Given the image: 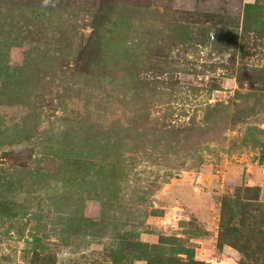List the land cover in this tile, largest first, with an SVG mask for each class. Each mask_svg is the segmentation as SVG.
Instances as JSON below:
<instances>
[{
	"label": "rangeland",
	"instance_id": "374dc122",
	"mask_svg": "<svg viewBox=\"0 0 264 264\" xmlns=\"http://www.w3.org/2000/svg\"><path fill=\"white\" fill-rule=\"evenodd\" d=\"M258 174L264 0H0V264H264Z\"/></svg>",
	"mask_w": 264,
	"mask_h": 264
},
{
	"label": "crops",
	"instance_id": "0c3cea01",
	"mask_svg": "<svg viewBox=\"0 0 264 264\" xmlns=\"http://www.w3.org/2000/svg\"><path fill=\"white\" fill-rule=\"evenodd\" d=\"M253 184L258 185L261 188V194L264 200V174H258V176H253ZM200 194L199 185L197 183L192 185V188L186 190L185 193H179L177 203L185 205L186 207L181 208V217L190 218L194 217L199 225L203 229V234L201 236L195 237V235H189L184 232V230L178 231L175 236L187 238L189 235V242H192L193 247V260L195 261H213L218 255L216 254V237H217V216L219 212L218 204H216L214 198L204 199L202 201ZM213 197V195H211ZM180 215L175 214V217L164 216H154L153 224L160 229H153L152 231L143 232L140 235V239L148 243H158L159 236H167L171 234V230H168L167 226H171L177 221ZM165 224V225H164ZM166 227H160V226ZM181 229H184L181 228ZM182 231V232H181ZM187 241L186 244H189ZM231 258V252L223 253ZM182 260L186 259V254L184 252H179ZM217 259V258H216ZM126 264H148L147 260L141 258L139 260H134Z\"/></svg>",
	"mask_w": 264,
	"mask_h": 264
},
{
	"label": "trees",
	"instance_id": "16d2710c",
	"mask_svg": "<svg viewBox=\"0 0 264 264\" xmlns=\"http://www.w3.org/2000/svg\"><path fill=\"white\" fill-rule=\"evenodd\" d=\"M233 230H236V227H233Z\"/></svg>",
	"mask_w": 264,
	"mask_h": 264
}]
</instances>
